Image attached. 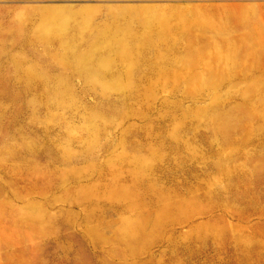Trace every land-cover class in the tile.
<instances>
[{"label": "rangeland", "instance_id": "1", "mask_svg": "<svg viewBox=\"0 0 264 264\" xmlns=\"http://www.w3.org/2000/svg\"><path fill=\"white\" fill-rule=\"evenodd\" d=\"M0 264H264V0H0Z\"/></svg>", "mask_w": 264, "mask_h": 264}]
</instances>
